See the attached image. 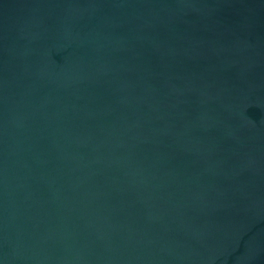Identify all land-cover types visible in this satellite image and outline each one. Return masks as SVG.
Instances as JSON below:
<instances>
[{
    "label": "water",
    "instance_id": "95a60500",
    "mask_svg": "<svg viewBox=\"0 0 264 264\" xmlns=\"http://www.w3.org/2000/svg\"><path fill=\"white\" fill-rule=\"evenodd\" d=\"M0 264H264V0H0Z\"/></svg>",
    "mask_w": 264,
    "mask_h": 264
}]
</instances>
